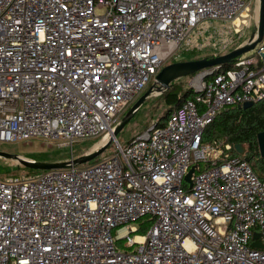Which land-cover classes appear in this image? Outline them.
Here are the masks:
<instances>
[{"label": "built area", "instance_id": "built-area-1", "mask_svg": "<svg viewBox=\"0 0 264 264\" xmlns=\"http://www.w3.org/2000/svg\"><path fill=\"white\" fill-rule=\"evenodd\" d=\"M252 3L0 0V144L58 140L71 159L77 140L113 145L85 166L0 177V264H264L252 246L264 245V180L232 145L202 143L220 112L264 101V37L254 55L193 77L163 124L125 148L113 137L165 66L161 49L234 46ZM210 22L230 26L206 37Z\"/></svg>", "mask_w": 264, "mask_h": 264}, {"label": "rangeland", "instance_id": "rangeland-1", "mask_svg": "<svg viewBox=\"0 0 264 264\" xmlns=\"http://www.w3.org/2000/svg\"><path fill=\"white\" fill-rule=\"evenodd\" d=\"M258 6L256 5V0H253L252 6L247 12V17L245 19L246 23H248V29L244 30L243 37L240 42L236 43L232 47H225L222 52H219L217 48L208 47L204 49L202 52H192L190 50L187 51H172V49H168L164 47L165 53L162 54L160 50L161 56L165 58V65L175 63V62H184L188 60L201 59L205 57H212L216 54H226L230 51L235 50L240 45L245 43L251 33L255 30L257 26V11ZM245 17V14L243 15ZM241 20V19H240ZM236 21L237 24L240 23L242 26L243 21ZM230 25L228 23H219V22H210L209 28L203 30V33L206 37L217 33L221 28H228ZM243 29V27L241 28ZM245 29V28H244ZM254 55L252 51L245 54V56ZM193 76H186L174 82V86L176 88V94H181L190 88V84ZM153 79L151 83L147 85L145 90L142 92L143 94L152 86ZM171 89V88H169ZM168 89V90H169ZM166 90V91H168ZM165 91V92H166ZM165 92H156L153 91L152 95L141 105L139 110L133 116V118L125 125V127L116 135V140L120 144L122 148H125L129 142L136 138L140 133H143L147 128H149L153 123H156L160 120L161 116L165 114L166 106L164 102V94ZM141 93V94H142ZM140 97V96H139ZM138 97V98H139ZM136 98L131 105L138 99ZM129 106V108L131 107ZM123 112V115L129 110ZM103 140L99 141V139H85V140H77L73 143L72 146V155L76 158L82 155H85L100 145ZM112 146H109L96 160L99 161L105 156L112 153ZM247 152V147L244 146ZM0 152H5L13 155H17L22 159L36 162H63L67 161L66 159L70 158V148L65 144H61V141H47L43 139H33L27 142H19V143H1L0 144ZM91 164V163H88ZM87 164V165H88ZM85 166V165H84ZM42 171H34L24 168L15 160H7L0 158V177H12V178H23V177H32L41 174ZM137 228H139V223L135 224ZM148 231V230H147ZM147 233V232H146ZM145 233V234H146ZM136 234V233H135ZM135 234H131L130 236H134ZM143 236L142 233H137ZM144 234V235H145ZM125 241H121L118 243V247H122Z\"/></svg>", "mask_w": 264, "mask_h": 264}, {"label": "water", "instance_id": "water-1", "mask_svg": "<svg viewBox=\"0 0 264 264\" xmlns=\"http://www.w3.org/2000/svg\"><path fill=\"white\" fill-rule=\"evenodd\" d=\"M256 5L258 6L257 26L255 27V30L251 33L249 39L243 46H240L235 50L223 55L188 60L184 62H175L163 66L159 73L154 77L152 86L132 104L129 110L124 114L119 123L116 125L113 131V137H116V135L133 118V116L139 110L141 105L152 95L153 91L165 92L175 81L186 76L195 77L197 75H201L203 80L207 79L214 73H217L223 67L231 66L232 62L240 56H243L248 52L254 50L256 45L260 43L264 37V0H256ZM252 106V103H244L242 106H238V108L247 110ZM160 121L161 118L156 123H159ZM110 145L111 141H108L85 155L73 159L70 158L69 160L63 162L29 161L22 159L17 155L5 152H0V158L7 160H15L24 168L34 171L45 172L50 170H62L71 167L84 166L88 163L95 161ZM257 145L259 155L262 159H264V131L257 134ZM234 151L237 155L242 157H244L246 154V149L243 145L240 144L234 145ZM197 168V165L193 166L185 177V182H187L189 185H191L192 176ZM257 236L258 235L255 234L254 238H256ZM252 246L255 248L264 249V245H262L259 241L253 242Z\"/></svg>", "mask_w": 264, "mask_h": 264}, {"label": "trees", "instance_id": "trees-1", "mask_svg": "<svg viewBox=\"0 0 264 264\" xmlns=\"http://www.w3.org/2000/svg\"><path fill=\"white\" fill-rule=\"evenodd\" d=\"M230 67V66H229ZM225 66L222 69H227ZM174 83L170 86L171 89L165 92L164 102L166 106L165 114L161 116V123L165 122L169 114L177 108L184 100L193 97L192 89H188L181 94H176V88L173 87ZM264 131V101L253 104L247 110L233 107L220 112L213 122L209 124L203 131L202 143L213 144L226 143L234 147L240 144L247 147V152L244 159L249 162L253 171L257 176L264 180V159L259 155L257 145V134ZM232 155H236L233 151ZM97 160L91 162L94 163ZM203 170L204 167L201 166ZM151 222L148 220L139 221V228L137 233L143 235L147 232Z\"/></svg>", "mask_w": 264, "mask_h": 264}, {"label": "bare ground", "instance_id": "bare-ground-1", "mask_svg": "<svg viewBox=\"0 0 264 264\" xmlns=\"http://www.w3.org/2000/svg\"><path fill=\"white\" fill-rule=\"evenodd\" d=\"M244 14H245V13H244ZM104 142H107V139H106V138H104V139H103V142H101V143H104Z\"/></svg>", "mask_w": 264, "mask_h": 264}, {"label": "crops", "instance_id": "crops-1", "mask_svg": "<svg viewBox=\"0 0 264 264\" xmlns=\"http://www.w3.org/2000/svg\"><path fill=\"white\" fill-rule=\"evenodd\" d=\"M190 89V88H189ZM161 123V122H160ZM66 160H69L68 158Z\"/></svg>", "mask_w": 264, "mask_h": 264}, {"label": "flooded vegetation", "instance_id": "flooded-vegetation-1", "mask_svg": "<svg viewBox=\"0 0 264 264\" xmlns=\"http://www.w3.org/2000/svg\"><path fill=\"white\" fill-rule=\"evenodd\" d=\"M167 65V64H166Z\"/></svg>", "mask_w": 264, "mask_h": 264}]
</instances>
